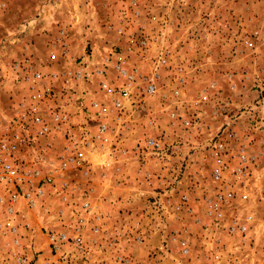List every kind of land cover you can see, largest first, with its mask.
Wrapping results in <instances>:
<instances>
[{
  "label": "rangeland",
  "instance_id": "1",
  "mask_svg": "<svg viewBox=\"0 0 264 264\" xmlns=\"http://www.w3.org/2000/svg\"><path fill=\"white\" fill-rule=\"evenodd\" d=\"M65 1L73 6L69 9L41 8V14L37 16L43 18V22L53 16H69L71 21L77 20L80 24H84L88 16H94L80 5L83 1L93 0ZM95 1L102 7L96 13L100 22L118 26V29L124 28L125 33L129 29L130 36L134 34L135 49L130 55L133 60L128 64L135 67L142 62L140 58L145 57L146 73L140 75L133 68L134 82L130 84L126 81L124 84L129 91L132 85L131 92L135 99V129L138 133L134 135V141H140L138 148L151 151L152 157H160L170 150L166 159L172 165L166 168L167 176L163 182L149 184L155 190L146 188L150 186H145L144 182L131 186V194L134 193L132 201L121 205L127 208L128 216L115 217L111 222L122 226L113 235L121 240L122 246L113 251L112 257L108 258L110 253L102 256L99 250H95L92 261L86 262L84 255L88 248L86 246H89L88 240L95 244L92 239L94 232L88 233L89 239H85L87 230L94 231L91 228L96 224V219L91 215L94 208L88 192L84 191L77 197L72 188L67 199H63L66 203L59 197L54 203L45 197V190L39 199L35 198V192H30V197L19 200L16 215L7 218L0 214V264L33 263V260L22 262L28 257L32 258L36 252L31 248V240L26 242L24 249L19 248V245L15 246L7 228L10 223L15 228H21L18 236L23 235L24 228L29 227L23 211L31 214L30 219L34 223L31 226L38 232L50 224L64 225L62 227L65 229L48 235L52 253L58 254L53 264H71L70 260L75 261L73 264H115L117 257L134 259L137 264H264V0ZM22 12L30 17L36 15L32 7ZM116 30L109 32L115 34ZM39 32L40 38L31 43L34 48L44 52L48 48L49 36L45 23ZM27 58L48 70L47 57L31 55ZM22 59L8 52L0 56L2 127L7 122L5 118L17 108L16 92L19 91V96L23 95V90L14 91L6 87V82L15 76L11 66ZM157 66L161 70L163 88L159 94L147 97L146 94L151 93L148 87L155 85V77L151 76ZM16 77L15 80L22 79ZM179 77H184L186 81L181 80L182 85L176 90L175 82ZM217 82L220 86L216 85ZM122 87H119L120 91ZM145 115L152 116L155 125L153 133L144 134L143 138L139 134L145 122L143 119L147 118ZM151 136L160 143V149L147 147ZM84 140L96 148L110 143L106 136H92ZM36 143L38 141L31 142L22 150V155L29 157H26L28 166L31 165V157L36 159V153L31 148ZM217 145H222L225 152L222 156L225 165L224 168L220 167L219 176L216 175L219 167L215 152ZM173 149L176 153L172 152ZM95 156H98L96 152L89 153V157ZM38 159L40 162L43 157ZM42 170L45 175L49 174L46 167ZM84 170V166H70L62 171L78 174ZM87 188L97 191L94 184ZM147 189L154 193L140 195L139 192ZM126 192L123 195L130 193ZM223 192L226 195L231 193L233 197L214 212L216 216L218 212L222 216L217 218L210 213L217 196ZM48 213L50 219L45 216ZM247 216L255 217L248 223L249 226L253 224L248 232H232L231 226ZM4 218L6 221L2 222ZM153 225L162 233L150 234L147 247L129 241L134 233L126 232L128 226H144L145 230ZM3 228L7 232L2 231ZM58 233L67 235V241L61 243L59 248L53 247L50 239L52 234ZM140 233L141 239L146 238V241L148 233L142 229ZM108 236L112 238V234ZM76 237L83 239L84 251L75 244ZM109 238L103 240L108 241ZM41 241L37 244L40 253L45 250V244L42 245ZM161 243L167 245L165 250L161 248ZM163 254L165 258L160 259ZM82 256L85 260L80 261Z\"/></svg>",
  "mask_w": 264,
  "mask_h": 264
},
{
  "label": "crops",
  "instance_id": "2",
  "mask_svg": "<svg viewBox=\"0 0 264 264\" xmlns=\"http://www.w3.org/2000/svg\"><path fill=\"white\" fill-rule=\"evenodd\" d=\"M80 5L89 12V15H94L87 17L85 23L88 25L85 23L80 24L77 20L71 21L69 16L60 17L61 19L54 16L49 17L46 22H43V18L37 16L41 14L39 13L41 8L69 9L73 6L69 1L8 0L6 2L5 0H0V56L5 55L7 52L13 56L23 58L31 57V55H40L44 58L47 57L46 62H49L48 57L51 52L59 55V61L47 63L46 69L51 72L55 70L62 72L57 82L53 80L49 84L53 86L55 96L54 102L51 104L60 106L67 113V119L61 129L55 130L53 128L49 135L42 138L43 140L39 139L35 146H31L36 153V159L31 157L32 160L31 158L30 160L38 162L40 167H46V170L49 169L48 173L52 175L53 183L46 186L45 197H49L54 203H56L57 197L66 203L63 199H67L66 196L70 194L69 190L71 191L72 188L77 197H80L84 191L88 192L94 208L91 215L96 219V224L93 227L91 226V228H94V231L89 229L86 233V235L91 232L95 233V236L92 235L95 244L91 243L92 240H88L89 246H86L88 248L84 255V258L87 259L86 262L90 263L93 254L97 250L101 252L98 253L102 254V256L103 254L110 253L108 256L110 258L113 256V251L115 250L116 252L122 246L121 240H117L113 236L122 226L120 224L115 225L116 223L111 224V222H113V218L115 217L117 218L121 215L128 216V212L126 213L127 208L122 206L124 203L130 204L133 199L132 195L134 193L132 192L131 194V186L138 185L141 182H144L145 186L163 182L165 176H167L166 168H170L172 164L166 159L169 156L170 150L163 152L160 157H152L151 151L145 152L141 147L138 148L140 141H134V135L136 136L138 131L135 129L137 126L135 122L137 120L134 108L136 105L131 92L132 85L129 87V98H123L120 95L121 88L119 87L123 86L124 89L127 88L125 87L126 85L124 86L126 79L119 74L116 66H120L132 73H134L133 68H135L140 75L146 73V63L143 61L145 57H141L142 62H139L135 67L128 64L129 61L133 60L130 55L135 49V45L133 44L134 34L131 33L130 36L129 29L125 33L124 28L118 29V26L113 27L105 21L100 22L96 13L101 11L102 7L95 0L91 2L83 1ZM30 7H32L33 11L36 10V15L31 17L22 12ZM15 9L17 10L16 13ZM20 9L21 11L18 12ZM44 23L49 34L47 38L48 48L44 52H40L37 48L33 47V43L31 42L40 38L39 29ZM113 29H117L115 34L111 33ZM100 30L103 31L101 32ZM7 42L11 44L8 45ZM78 70H81L83 73L81 79L74 78ZM153 77H155L153 80L155 85L151 84L153 92L146 94L147 97L159 94L161 88H163L160 80L161 70L159 66L152 70L151 78ZM16 78L15 75L13 76V80L6 82L7 89H15L14 91L23 90L22 94L25 95L26 90L22 79L15 80ZM181 80L184 83L186 81L184 77L177 78L175 82L176 90L179 85H182ZM9 83L11 85L7 86ZM102 83L111 87L114 91L109 92L107 87L103 88ZM216 85L220 86L218 82ZM18 92L15 94L16 100L21 97L18 95L20 94ZM93 103H98L101 109L97 110L93 108ZM86 109L91 114H88ZM145 116L147 118L143 119L145 122L139 134L143 138L146 134L151 135L153 133L152 128L155 125V119H152V116ZM7 118L9 116L5 119ZM102 125L106 128L101 133L99 132V128ZM7 126H9L8 122L4 123L3 127L0 124V133ZM97 135L106 136L110 140V143L108 145L105 144V147L102 148H96L91 143L89 145L85 143L84 138ZM152 139L154 138L152 137ZM72 152L84 154L85 163L83 166L85 170L83 173L68 174V172L60 169V164H63L71 156ZM91 152H96L98 156L94 158L89 157V153ZM172 152L176 153V150L173 149ZM44 154H48V156H44ZM22 156L25 159L26 157L29 159L28 156ZM39 157H43L44 161L41 160L39 162ZM62 157H64V160L61 159ZM127 170H130V172L127 173ZM93 184L97 186V191L93 188H87L88 185ZM63 185L65 186L64 189H62ZM57 186L60 188V191ZM146 188L155 190L152 186ZM149 190L147 189V191L139 193L140 195L154 193V191ZM124 191L130 193L127 194L126 192L127 195H123ZM155 193L158 195L157 191ZM45 197L42 201H44ZM64 203H62L63 206ZM2 205H0V214L7 217L3 214L4 207ZM49 211L51 210L49 209ZM123 211L124 213H121ZM23 214L29 226L24 228V232L27 235L22 232L23 235L18 236L21 228H17L16 233H8L11 234L12 240L15 237L17 238L18 243L15 246L18 247L19 245V248L22 249H24L23 247L26 245V242L31 240V248L35 249L36 252L32 258H26L24 263H29L30 260H33L32 264H53V262L57 261L58 254L52 253L49 247L48 235L50 232L65 229V227H62L64 225L61 223H58L57 226L50 224L38 232L31 226L34 224L33 220L30 219L32 217L31 214H26L24 211ZM45 216H48L50 219L49 213L45 214ZM251 218L255 219L254 216H247L241 220L246 227V233L253 225L249 226L248 224ZM5 221L6 219L4 218L2 222ZM88 226L86 225V227ZM140 229L148 233L146 241V238L141 239ZM2 231L7 232L4 228ZM126 232L134 233V237H130L129 241L133 244L141 243L145 247L148 246L150 234L162 233L155 225L145 230L144 226H128ZM109 234H112L111 239L108 236ZM86 235L85 239H89L88 235ZM40 237L45 238L44 241H41L43 238L40 240ZM106 237L109 238L108 241L103 240ZM137 238L138 241L136 240ZM40 241L42 245L45 244L43 245L45 246V250L42 253L39 252L40 246H37V244H40ZM166 246L161 243L163 250H165L164 247ZM164 254L160 255V259L165 258ZM85 259L82 256L80 261ZM133 260H130L129 264H137L136 260L132 262ZM70 262L73 264L75 261L70 260Z\"/></svg>",
  "mask_w": 264,
  "mask_h": 264
},
{
  "label": "built area",
  "instance_id": "3",
  "mask_svg": "<svg viewBox=\"0 0 264 264\" xmlns=\"http://www.w3.org/2000/svg\"><path fill=\"white\" fill-rule=\"evenodd\" d=\"M48 59L49 62L47 63H56L59 61V55L51 52ZM43 67V65L38 67L29 58L19 60L11 66L13 73L19 78H22L26 94L17 100V108L7 118L9 126L0 133V205L3 204V213L7 218L13 217L18 213L16 206L19 200L30 197V192H35V198H41L44 195L45 186L53 181L52 175H45L44 170H42L43 168L40 167L38 162L31 161V165L28 166L26 159L22 156V150L25 146L49 135L53 128L55 130L61 129L67 119V113L60 106L54 104L52 106L51 104L54 102L55 96L53 86L49 84L53 80L57 82L62 72L59 70L53 72L47 71ZM116 70L128 83L132 84L134 82L135 73L128 72L120 66H116ZM82 77L83 73L81 70H78L74 75L75 79H81ZM102 86L103 88L107 87L109 92L114 91L104 83H102ZM152 91L153 86L150 85L148 92ZM120 95L123 98H129L130 91L126 88L122 89ZM92 107L97 110L101 109L98 103H93ZM105 128L103 125L100 126L99 132L102 133ZM97 137L103 138L104 136L97 135ZM146 145L152 149L161 148L160 143L154 139L148 140ZM215 152L216 161L219 164V167L216 169V175L219 176L221 174L220 167L224 168L225 165L222 159V156L225 155L223 146L220 145L219 147L217 145ZM218 153L219 155H217ZM71 154L63 164H60V169L65 170L70 166H83L85 163L84 154L80 152H72ZM242 158L245 159L244 156ZM61 159L64 160V157ZM19 160L21 161L19 162ZM223 193H219L217 196L218 199L212 206L213 210L210 213L211 215L214 214L216 216L214 212L219 211L221 206L228 203L233 197L231 193L228 195ZM5 202H7L6 206ZM216 217L222 218L219 212ZM7 228L9 233H16L17 228L14 225L9 223V227ZM231 231H238L244 234L246 233V227L242 221H239L234 226H231ZM50 239L52 246L59 248L61 243L67 241V235L65 233L52 234ZM13 242L15 245L18 243L16 239ZM74 242L79 246V249H83L82 251H84V242L81 237H76ZM129 263L130 260L122 257L115 259V264Z\"/></svg>",
  "mask_w": 264,
  "mask_h": 264
}]
</instances>
